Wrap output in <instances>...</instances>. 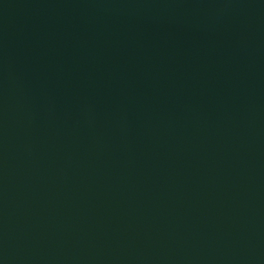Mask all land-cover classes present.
Masks as SVG:
<instances>
[{
  "label": "water",
  "instance_id": "obj_1",
  "mask_svg": "<svg viewBox=\"0 0 264 264\" xmlns=\"http://www.w3.org/2000/svg\"><path fill=\"white\" fill-rule=\"evenodd\" d=\"M0 264H264V0H0Z\"/></svg>",
  "mask_w": 264,
  "mask_h": 264
}]
</instances>
